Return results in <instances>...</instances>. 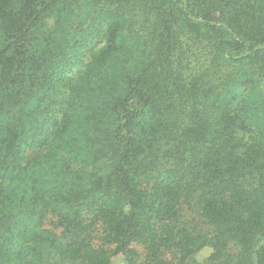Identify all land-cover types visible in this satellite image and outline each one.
Returning <instances> with one entry per match:
<instances>
[{"label": "trees", "instance_id": "1", "mask_svg": "<svg viewBox=\"0 0 264 264\" xmlns=\"http://www.w3.org/2000/svg\"><path fill=\"white\" fill-rule=\"evenodd\" d=\"M123 256L264 264V0H0V264Z\"/></svg>", "mask_w": 264, "mask_h": 264}, {"label": "rangeland", "instance_id": "2", "mask_svg": "<svg viewBox=\"0 0 264 264\" xmlns=\"http://www.w3.org/2000/svg\"><path fill=\"white\" fill-rule=\"evenodd\" d=\"M87 58L88 57H86V59ZM77 73H78L77 70H75L74 72H71L69 74V76H74ZM55 220H56V217L53 216V215H50L49 218H48V220L46 221V226L49 227V228H54L53 226H54ZM115 262H116V264H126V260L124 259V256L122 258L116 259Z\"/></svg>", "mask_w": 264, "mask_h": 264}]
</instances>
